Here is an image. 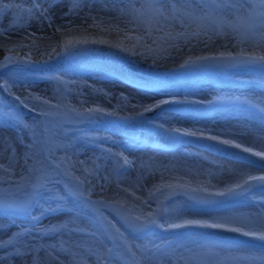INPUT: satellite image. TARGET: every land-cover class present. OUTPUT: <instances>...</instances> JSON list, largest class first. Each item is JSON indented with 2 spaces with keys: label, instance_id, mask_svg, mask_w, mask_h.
<instances>
[{
  "label": "snow or ice",
  "instance_id": "6c2138e0",
  "mask_svg": "<svg viewBox=\"0 0 264 264\" xmlns=\"http://www.w3.org/2000/svg\"><path fill=\"white\" fill-rule=\"evenodd\" d=\"M55 2H0V14L15 10L16 24L26 14L25 24L37 20L52 28ZM97 2H102V11L113 15L92 16L91 9ZM85 6L89 12L80 17L81 23L68 20L56 25L51 36L40 38L49 42L46 45L36 44L35 33L29 34L28 44L11 40L6 35L13 27L11 22L8 27H0V36L6 41L0 45L6 53L0 59V96L4 97L0 100V123L20 124L29 131L31 141L24 145L23 155L17 156L11 138H0V160L7 161L0 163V215L10 218L9 224H0V232L12 226L17 214L29 220V227L0 239V251L4 253L0 264H11L18 256H32L30 264H65L53 255L57 244L29 243L25 237L82 233L84 229L70 227L77 224L80 213L89 214L86 218L96 225V231L87 233L93 237L91 244L72 241L65 247L67 241L58 242L60 251L72 257L68 264H87L85 253L95 257V264H264V171L254 175L244 170L257 165L264 169V95H255L257 89L264 93V0H72L64 17L78 15ZM89 19L93 21L90 25ZM91 29H99L101 35H92ZM57 35L59 39H54ZM113 36L115 39L108 38ZM221 37L234 41L231 50L227 45H222L223 50L213 49L216 38ZM201 44V54L188 55L169 69L172 76L129 80V84L150 94L129 103V97L120 93L124 103H118L112 111L96 105L86 107L88 100L80 99L86 96L83 89H94L87 83V69L72 67L45 77L53 84L48 95V89L32 90L33 78L25 68L36 63L32 49L42 59L52 60L81 55L92 45H108L130 59L150 61L156 68L172 59L173 51L187 47L192 53ZM24 49L28 51L21 55ZM245 67L258 69L259 76L247 80L231 76L239 94L219 93L209 100L171 96L172 89L189 88L192 75L231 74ZM91 71L101 76L122 75L117 69L104 67ZM103 95L110 97L111 93ZM164 95L171 98H158ZM72 97L78 99L79 106L71 102ZM181 104L203 109L198 107L181 117L171 110ZM21 107L34 114L31 122L23 120ZM128 108L132 111L121 116ZM152 112L156 115L146 120ZM211 113L249 122L233 125L238 131L201 127ZM105 116L150 123L181 145L190 140L217 142L225 146L220 159H231L242 167L213 161L214 167L222 168V173H216L190 166L182 159L159 164L141 161L139 167L148 174L159 173V181L148 188L141 186L145 177L140 174L130 181L137 191L146 192V198L132 192V203L124 198L106 199L109 183L114 181L119 188L128 180L124 173L135 161L125 152L142 141L133 138V143L113 142L121 150L104 147L110 137L91 135L82 126ZM245 136L251 137V146H246ZM16 141L24 144L19 133ZM82 144H92L101 155L79 160ZM10 149L11 154L6 156ZM57 151L64 155L57 156ZM101 160L103 164L98 163ZM80 170L85 173L83 178L77 175ZM222 174L231 179L222 186L214 184L213 179ZM89 177H95L97 183ZM97 187L100 196L93 199ZM121 190L129 192L128 188ZM69 200L73 202L71 208L67 207ZM62 211L74 215L42 224L48 216ZM209 229L215 231H205ZM41 251L47 259L40 257Z\"/></svg>",
  "mask_w": 264,
  "mask_h": 264
},
{
  "label": "rangeland",
  "instance_id": "374dc122",
  "mask_svg": "<svg viewBox=\"0 0 264 264\" xmlns=\"http://www.w3.org/2000/svg\"><path fill=\"white\" fill-rule=\"evenodd\" d=\"M0 2H5L4 0H0ZM18 2V1H14ZM21 2V0H20ZM99 2H97L98 4ZM102 4V2H100ZM55 6H60L63 8V13H67L69 9L72 6V0H56ZM60 8V9H61ZM84 10V11H83ZM82 11L79 12L78 15L73 16V18L80 24L81 19L80 17H83L86 15L89 11V8L85 6ZM12 10H8L5 14H0V27H8L11 20H13L12 16ZM9 17L10 19L6 18ZM234 18V17H233ZM27 19V16L25 14L24 19H21L19 24H13V27L10 29L6 35H9L11 40L13 41H19L21 43L28 44L30 43L29 34L30 33H35L36 37V44L37 45H46L49 42L47 40L40 39L41 37L45 36H51L53 34L54 29H48L49 27H46L47 22H42L41 23V29L36 30L33 28L31 21H29L28 24L24 23V20ZM9 20V21H8ZM92 20L89 19L87 21V24H92ZM37 27V26H35ZM91 34L99 36L101 35L99 29H91ZM115 39V37H108ZM54 39H59V36L57 35L54 37ZM224 40L227 41H232L230 38L225 39V38H216L215 44L212 46L213 49L215 50H223L222 48V42ZM219 41V42H218ZM6 41L3 39L2 36H0V45L5 43ZM234 41L231 42V44H226L228 48L231 50L232 45ZM28 50L24 49L20 51L21 55H24ZM33 51V60L36 61V63H30L25 65L26 72L27 74L33 78V84H32V90L35 92H40L41 90L48 89V95H51V89L53 87V84L47 80L45 77L48 75L54 74L56 72L65 70V69H70L72 67H79L81 69H87L89 71V75L86 76V80L88 84L94 85V89H88L85 88L83 91L86 93L85 97H81L80 99H87L88 103L85 105L86 107L90 106H100L108 109L109 111H112L116 108L118 103L123 104L124 101L120 100L118 97L117 98H111V102L109 104L102 102V99L99 98L101 95V91H97L95 89V85L100 84V83H117V82H124L125 85L131 86L132 88L141 91L142 89H138L135 87V85L129 84L128 81L131 80L129 78H132L134 80H148V79H154L156 77H169L172 76L173 73L169 71L173 67L174 64H179L182 62L184 58H186L188 55L191 54H201L203 52V45H198L195 49H193V52L190 53L188 51L187 47H182V50L179 51L178 56L173 59V61L168 62V64L161 63L158 67L152 68L150 66V61L141 63L136 60L130 59L126 57L123 53H120L119 50L114 49L109 47L108 45H92L88 48V50L78 56H60L57 58H54L52 60H46L42 59L39 55L36 54V49H32ZM5 50L3 47H0V59L3 58L5 55ZM206 54V53H204ZM94 67H104L107 69H117L119 70L122 75H116L113 74V77L111 75L109 76H101L98 75L95 72H92L91 70ZM129 73L130 76H127L126 74ZM239 76L242 79H251L254 77L259 76V71L258 69L255 68H250V67H245V68H238L234 71V73H224V72H204L196 75H192L190 77V87L185 89V88H175L171 90V96H174L172 93H180L187 95L189 99H196V100H208L211 99L214 95H217V91L213 90V88H221V89H226L228 90V93H233V94H239V87L233 83H231V76ZM135 77V78H134ZM217 78L219 81L222 82L221 85H215L213 79ZM129 79V80H128ZM96 90V91H95ZM197 90L198 94H195ZM96 93V94H94ZM118 95V94H117ZM213 95V96H212ZM255 95H264V93H255ZM146 97V96H145ZM176 97V96H174ZM158 98H171L167 95L160 96ZM4 97L0 96V100H3ZM71 102L74 105L79 106L78 99L76 97H72ZM131 103V102H129ZM203 109V106H190L186 104H181V105H174L171 107L172 111H175L176 113L180 114L181 117L187 113H190L192 111H195L196 108ZM132 111L131 108H128L125 112L121 113V116L127 115L128 112ZM158 111V110H156ZM180 111V112H178ZM20 112L22 114V118L25 122H31L33 120L34 114L24 108H20ZM156 115V112L148 113L146 116V120L150 121L154 116ZM249 121L246 119L241 118V120H236L232 119L229 117H226L224 115H219L216 113H211L209 114L208 118L203 121V123L200 125L201 127L207 126V127H213L215 128V123H219V128H229L233 125H236L238 123H245L247 124ZM187 126V125H185ZM255 126V125H254ZM82 127H84L91 135H97V136H108L110 137L109 141L107 143H104V147H114L113 142H115L116 145H122L124 144L125 140L124 137L133 139V138H139L137 136L134 137V133L139 131H146L148 135L152 134V136H157V138L161 137L164 142H169L171 141L174 143L175 141L171 136L166 134L165 132L163 133L162 130L156 129L152 127L150 123H140L135 120H127V119H122L120 117H110V116H105L101 117L98 120L95 121H90L86 124H84ZM0 129H10L13 130L17 133H19L24 139H27V142L30 141V135L26 136L25 133H27V129H24L20 124L17 123H0ZM231 129V128H229ZM233 131H238L237 129H231ZM5 132V131H3ZM129 132L133 134V136H129ZM246 137V136H245ZM248 137V136H247ZM231 138V137H228ZM243 140L246 142V146H251V144H248L250 140ZM16 141V139H15ZM140 141H144L143 139ZM191 145H183L184 147H190L195 150H199L200 152H204L207 155H216L214 157H220V154L213 153L211 151V147H218L223 149L225 146L223 145H217V142L213 141H207V140H190ZM17 146L19 147L18 142H15ZM146 144V142H143ZM201 145H206V148H200ZM205 143V144H204ZM126 144V143H125ZM190 144V142H189ZM0 146L2 144L0 143ZM21 147H24V144H20ZM182 147L180 142L178 143V147ZM183 147V148H184ZM16 148V147H15ZM82 148V154L79 155L78 159L83 160V161H88L90 157H93L94 155H101V153L98 151V149L93 146L92 144H89L87 147H84L83 144L81 145ZM179 149V148H176ZM182 149V148H181ZM18 150V149H17ZM114 150H121L119 147H114ZM173 151L175 150L172 149ZM172 150L170 152H172ZM10 151V150H9ZM141 151V150H140ZM162 151V150H160ZM231 151H238L235 149H232ZM179 152V151H178ZM23 149L18 150V156L23 155ZM137 153V151H128L125 152V155L128 156L130 160L135 161V164L132 165L128 170L124 173V175L128 178V180L124 183H122L119 188H117L115 182H111L107 185L106 187V192L104 193V197L106 199H113V198H124L128 202L132 203L134 201V197L131 195L132 192H135V196H140L146 198V192L142 191H137L135 187H132L130 181H135L137 177V169H138V164L135 159L131 156L132 154ZM161 153V152H160ZM181 155L192 159V156L194 155V152L189 150H180ZM57 156H62L64 155L63 152L57 151L56 153ZM247 155V154H245ZM194 157V156H193ZM196 157V156H195ZM198 158H200L199 155H197ZM212 158L209 160L213 161H218L217 158ZM254 159L259 160V158L253 157ZM73 159H77V157H73ZM231 160V159H227ZM0 163H7L6 160H0ZM98 163L103 164V160L98 161ZM122 163V162H121ZM218 163V162H217ZM220 165V164H218ZM79 168V166H77ZM85 167H88L91 169L90 164H86ZM255 167H253L254 169ZM259 170L264 171V169L259 168ZM107 174V173H105ZM253 174V173H251ZM77 175H81L82 178L85 175L83 170L77 171ZM143 176V175H142ZM92 179L93 184H96L97 181L95 177H89ZM111 179V177H110ZM159 181V173H156L153 175V178H151L149 181H146V179H143L141 181V186L144 188L151 187V185L155 182ZM226 182V180L224 181ZM100 183H103L101 180ZM218 184L222 185L221 183ZM128 188L129 192H124L121 189ZM100 196L99 188L97 187L94 189L93 192V199H97ZM54 206V205H53ZM154 206V205H153ZM67 207L71 208L73 207V202L69 200ZM36 214V213H34ZM74 213L68 212V211H62L60 213L50 215L47 218H45L42 221L43 225H49L51 223H55L58 221H64L67 219L72 218ZM68 216V217H65ZM64 217V218H61ZM89 214L86 213H80L79 217L84 224L72 226L70 227H80L84 229V232L82 233H72L69 234L67 232L60 233V234H48L44 236H33L29 235L25 237V240L29 243H44V244H57V248L53 251V255L61 261H64L65 264H68V262L72 259L70 255H68L65 252L60 251L59 249V244L58 242L60 240L67 241L68 243L65 244V247H70L72 241H80L84 243L91 244L93 242V237L87 235L89 232H95L96 231V225L91 223ZM61 218V219H60ZM111 218V217H110ZM10 223V218L7 216H2L0 215V224H9ZM119 223H117V227H119ZM29 227V220L24 218L22 215L17 214L14 218V223L12 224L11 227L7 229L5 232H0V239H6L9 236H11L13 233L20 231L21 228H27ZM207 231V230H206ZM211 232H214L215 230H210ZM11 251V249H9ZM75 251H82L81 249H73ZM4 253L0 251V256H2ZM40 257L42 259H47L46 253L41 251L40 252ZM32 259V256H18L12 259L11 264H30V261ZM85 259L87 261V264H95V257H90L85 253ZM2 264H7V262H2Z\"/></svg>",
  "mask_w": 264,
  "mask_h": 264
},
{
  "label": "bare ground",
  "instance_id": "6f19581e",
  "mask_svg": "<svg viewBox=\"0 0 264 264\" xmlns=\"http://www.w3.org/2000/svg\"><path fill=\"white\" fill-rule=\"evenodd\" d=\"M4 1H5L4 3L14 2V1L20 2V0H4ZM102 6H103V4H100V2L98 4L97 3L94 4L92 9H91V15L94 16V17H98V18H107V17L113 15L112 13L102 11L101 10ZM60 8H61L60 6H54L52 8L53 27L50 28L48 25H46V27H49L48 29L52 30V29H54V27L56 25L65 24L68 20H72L75 24L79 25V23L73 18V16H68V17L65 18L64 17V13H63V8H61V9ZM11 13H12V16H13V20H11V21L8 20V21L15 24V21H16L15 10H12ZM41 23L42 22L37 21V20H32L31 21V24H32L33 28H35L36 30H40L41 29ZM35 26H37V27H35ZM231 42L232 41L224 40L222 42V45L231 44ZM178 53L179 52L173 51L172 54H171L173 58L168 60V61H166V62H163V63L168 64V62L173 61V59H175V57L178 56ZM111 76L113 77V75H111ZM127 76H130L129 73H127ZM129 79L134 80L132 78H129ZM231 83H232V81H231ZM220 86H223V85H220ZM95 89L97 91H101L102 92L101 95L99 96V98L102 99V102L107 103V104H109L111 102L110 101L111 98H117V97L119 98V94L120 93H124L125 95H127L129 97V102H131V103H136L138 100H142V99L145 98L146 95L150 94V93H146L145 90H143V89L141 91H139V90H136V89L132 88L131 86H127V85L124 84V82L123 83L122 82L100 83L98 85L97 84L95 85ZM213 90L217 91V94H219V93H228V90L221 89L220 87L219 88L218 87L217 88L214 87ZM194 91H196L195 94H198L197 90H194ZM105 92L111 93V96L110 97L104 96L103 93H105ZM255 93H260V91L257 89V90H255ZM94 94H96V93H94ZM172 94H174V96H176V98H178V99H182L184 97V94H182V92H180V93L179 92L178 93L174 92ZM178 112H180V111H178ZM218 125H219V123H215V125H214L215 128H219ZM229 128L234 129V128H232V126L229 127ZM3 131H5V132H3ZM137 131L138 130H136V133H134V137L137 136V137H139V140L143 139L144 141H142V143H136V147L132 151L133 152L137 151V153L132 154L131 156L133 157V159H135L137 161V164H138L137 174L143 175L145 177L144 179H146V181H149L151 178H153V175L148 174L146 172V170L141 169L139 167V164L141 163V161H146V162H153L154 161L155 163L159 164V163H168L170 161L175 162L177 159H182V160L186 161L187 164L190 165V166H198V168L200 170L210 169L213 172L222 173V168L214 167L213 164L211 163V162H213V160H209V159H212L216 155H210V154L207 155L204 152H200L199 150H195L193 148L187 147L188 145L192 144L191 141H188L187 144H186L187 146H185V147L183 145H182V147L181 146L178 147L179 141H175L174 143L172 141H171V143H169L170 141L169 142L168 141L164 142L161 137L157 138V136H152V134L148 135V133L146 131H139V133ZM162 132L164 133V131H162ZM17 134H18L17 132H15L13 130H10V129H5V130L0 129V138H6V137L7 138H11L16 155L18 154V150H21V148L23 149V152L26 151L25 147H21L20 146L21 143L18 142L19 147L15 143L16 142L15 139H16ZM25 135L29 136V131L27 133H25ZM128 135L129 136H133V134L131 132H129ZM243 138L245 140H250L251 141V137H247L246 136V137H243ZM124 140H125L124 144L125 143H133V139H130V138H127V137H124ZM23 142H24V145H26V144H29L31 141L27 142V139L23 138ZM143 142H146V144L143 143ZM189 142H190V144H189ZM248 144H251V143H248ZM199 145H200V148H203L202 146H204V145L201 146V143ZM153 146H155V147H153ZM0 147H2V146H0ZM159 148H164V149L162 150V149H159ZM167 148L169 150L175 148V150L174 151L172 150V152H170V151H167L168 150ZM176 148H179V149H176ZM189 149H190V151L194 152V155H193L194 157L192 156V159H189V158L181 155V153H180V150H189ZM160 150H162V151H160ZM221 150L222 149L219 148L218 149L219 152H217V154H220ZM10 154H11V149H10L9 152L5 153L6 156L10 155ZM197 155H199L200 158H198ZM149 158H152V160L149 161ZM214 158H217V160H218V161H214L216 164H220V165H223V166H226V167H233V168H241L242 167L241 165L234 163L232 160H224V159H220V157H214ZM252 159H254V158H252ZM254 160H256V159H254ZM244 170H246L249 173H253L254 175L255 174H260L261 171H262V170H259V168H256V167L254 169H253V167L245 168ZM230 179H231V177L222 174V175H219L216 178H214L213 179V183L214 184H218V181H219V183L222 184V183H224L225 180L229 181ZM65 217H68V216H65ZM61 218H64V217H61ZM80 224L82 225V224H84V222H82V220L80 218H78L77 224H75L74 226L80 225Z\"/></svg>",
  "mask_w": 264,
  "mask_h": 264
}]
</instances>
